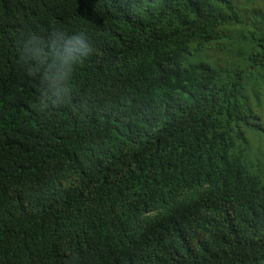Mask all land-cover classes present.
I'll use <instances>...</instances> for the list:
<instances>
[{
	"label": "trees",
	"instance_id": "1",
	"mask_svg": "<svg viewBox=\"0 0 264 264\" xmlns=\"http://www.w3.org/2000/svg\"><path fill=\"white\" fill-rule=\"evenodd\" d=\"M254 2L0 0V264H264ZM57 29L94 48L60 104L23 54Z\"/></svg>",
	"mask_w": 264,
	"mask_h": 264
},
{
	"label": "clouds",
	"instance_id": "2",
	"mask_svg": "<svg viewBox=\"0 0 264 264\" xmlns=\"http://www.w3.org/2000/svg\"><path fill=\"white\" fill-rule=\"evenodd\" d=\"M93 52L92 42L85 33H68L62 29L30 35L23 43L24 56L34 64L46 67L47 93L57 104L70 94L75 66ZM47 103V97L40 101L43 107Z\"/></svg>",
	"mask_w": 264,
	"mask_h": 264
},
{
	"label": "rangeland",
	"instance_id": "3",
	"mask_svg": "<svg viewBox=\"0 0 264 264\" xmlns=\"http://www.w3.org/2000/svg\"><path fill=\"white\" fill-rule=\"evenodd\" d=\"M233 2L236 4V0H233ZM246 5H249V4H246ZM253 6H254V8L256 7V8L263 9L262 11L264 12V2H260V1L255 0V2L253 3ZM253 6H247L248 7L247 10H250V11L253 10ZM244 7L246 8V6H244ZM207 51H205V53L197 54L194 57H189V62L195 63V62H199V61H205V62H208L211 65H213V67H215V65L219 64V63H220V65L226 66L227 63L229 62L228 56H226L224 54L220 55L218 52H214V51H211V53H210V51H208V52Z\"/></svg>",
	"mask_w": 264,
	"mask_h": 264
}]
</instances>
